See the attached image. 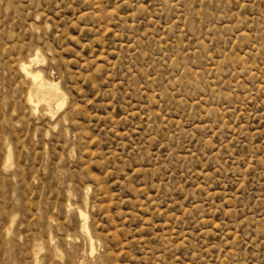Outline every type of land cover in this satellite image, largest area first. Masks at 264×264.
I'll list each match as a JSON object with an SVG mask.
<instances>
[{"label":"rangeland","instance_id":"374dc122","mask_svg":"<svg viewBox=\"0 0 264 264\" xmlns=\"http://www.w3.org/2000/svg\"><path fill=\"white\" fill-rule=\"evenodd\" d=\"M0 264H264V0H0Z\"/></svg>","mask_w":264,"mask_h":264},{"label":"bare ground","instance_id":"6f19581e","mask_svg":"<svg viewBox=\"0 0 264 264\" xmlns=\"http://www.w3.org/2000/svg\"><path fill=\"white\" fill-rule=\"evenodd\" d=\"M33 60H31L29 62V64L32 62ZM29 64L27 62H19L17 65V68L20 72V74L25 78V79H30L33 81V85L36 86V91L38 93V95L40 94L42 99L40 98V101H46V98H48L49 96L46 97V94L44 89L42 88V85L39 82V75L37 73H34L33 70L30 68ZM57 91V90H56ZM58 92V91H57ZM51 97V96H50ZM49 97V99H50ZM55 97V96H54ZM48 99V100H49ZM58 101V100H57ZM26 104L28 106V108L30 109V111H36L38 110V106H39V101L38 100H34L30 94H28L27 99H26ZM43 111V110H42ZM78 216L81 222V234L88 240V242L90 243V247H91V253L93 252V238L92 236H90L87 225H86V217L82 212H78ZM89 247V248H90Z\"/></svg>","mask_w":264,"mask_h":264}]
</instances>
